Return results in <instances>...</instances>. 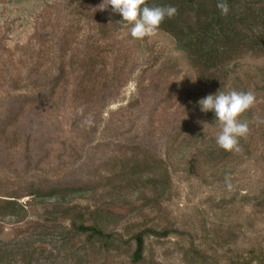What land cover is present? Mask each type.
Returning a JSON list of instances; mask_svg holds the SVG:
<instances>
[{"label": "rangeland", "instance_id": "374dc122", "mask_svg": "<svg viewBox=\"0 0 264 264\" xmlns=\"http://www.w3.org/2000/svg\"><path fill=\"white\" fill-rule=\"evenodd\" d=\"M102 2L96 0V5ZM70 4L71 0H0V68L13 71L16 63L14 72L25 73L33 65L78 72L87 68L89 55L100 52L94 63L101 73L97 80L116 77L113 94L99 109L95 131L87 133L90 125H79L87 121L91 102L84 103L87 94L73 98L72 89L79 82L78 74H70L65 95L45 100L38 125L44 131L33 133L30 165L26 166L23 139L4 156L0 195L43 178L63 186L78 180L91 189L35 198L19 190L16 200L24 209L0 218V249L11 251L16 259L21 251L32 252L31 264H73L83 252L87 264H132L133 241L108 252L98 243L91 246L84 236L68 244L61 241L60 227H69V221L61 216L62 208L54 207L59 202L96 210L101 217L88 212L87 223L96 219L124 240L142 229L167 228L165 237L145 238L144 261L138 264H227L234 256L259 264L264 260V203L255 196L264 187L262 140L251 154L228 163L204 161L197 150L209 136L215 138L219 125L212 112L200 110L198 101L213 93L199 82L173 38L158 30L136 40L130 28L102 36L100 24L89 15L93 9L78 13ZM33 50H42L40 61L30 57ZM229 68L234 72L227 86L231 88L238 76L246 91L254 93L253 107L259 111L264 57L246 55ZM145 150L163 169L139 170L123 178L109 172L107 165L115 155Z\"/></svg>", "mask_w": 264, "mask_h": 264}, {"label": "trees", "instance_id": "16d2710c", "mask_svg": "<svg viewBox=\"0 0 264 264\" xmlns=\"http://www.w3.org/2000/svg\"><path fill=\"white\" fill-rule=\"evenodd\" d=\"M227 2L229 12L227 15H221L216 7L217 0H146L149 6L171 5L177 9V13L172 18H165L158 30L164 31L173 38L177 48L185 53L189 63L195 69L199 82L208 87L213 94L219 89L225 92L230 90L246 91V87H243L238 76L233 77L231 88L227 86L229 74L234 72L229 67L236 66L237 62L246 55L264 57V0H227ZM70 6H73L75 10L78 9V13L85 9H93L89 15L100 24L101 31L99 32L102 36L113 30L126 28L120 23L122 17L119 13H114L111 6L103 11L98 10L96 0H71ZM41 54L42 50H33L30 57H36L38 62L41 60ZM100 57V52L89 55L85 61L87 68L83 67L78 72H68L63 66L57 67L56 71L52 72L33 65L28 67L25 73H22L20 70L14 72L17 67L14 62L13 71H8L4 66H1L0 165L4 166V156L17 146L21 139H23L24 157L28 160L26 166L30 165L31 155L29 152L33 133L36 130L44 131L38 128V125L41 122V114L45 110V100L53 95L59 100L65 95L66 81L70 74H78L75 77L79 84H76L75 89H72L75 94L73 98L80 100L83 95L87 94L84 103L91 102V108L86 113L87 121L82 122L79 126L89 124L90 128L86 132L93 133L95 131L99 109L112 96V85L116 79L113 77L97 80L101 73L96 72L94 63ZM5 72L6 74H4ZM260 80L264 82V73ZM61 81L63 84L59 87ZM58 87L62 91H58ZM261 89L264 90V86ZM260 98L263 101L257 103L259 111L252 106L239 116L241 121L248 123L249 131L245 137L239 139L238 151H225L219 148L215 143V138L209 136L203 143L204 147L197 150V154L204 155V161L216 165L225 164L240 156L251 154L256 148L258 139L262 140L264 148V95ZM54 104L57 105V102L55 101ZM39 133L43 134V132ZM44 143L42 141L41 144L44 145ZM146 152L147 150L143 153L135 151L128 155L122 151L119 157L115 155L116 157L111 158L107 165L110 168L109 172L113 176L123 178L131 176L139 170L145 169L150 173H155L156 168L159 171L163 169L161 165L156 164L155 166V160ZM37 162L38 160L35 163L37 164ZM61 183L48 178L37 179L22 189L14 191L11 195H0L10 198H0V218L14 215L24 209L16 200L20 195L19 190H23L26 196L35 198L53 194L64 197L69 193L91 189L88 184L78 183V180L73 181L69 186H63ZM88 183L92 184L93 182ZM257 196L255 198L259 204H263L264 187L258 190ZM33 201V204L40 202ZM53 205L58 210L62 208L61 216L69 221V227H60L59 238L65 244L76 237L84 236L88 244L94 246L98 243V248L108 252L110 249L120 248L121 245L129 246L130 241H133L134 245L130 254L132 264L144 261L145 238L147 236L165 237L170 232L167 228L162 230L142 229L124 240L122 234L105 230L96 219L87 223L91 219L87 215L89 213L101 217L100 213H96V210L88 211L76 203L62 205L56 202ZM31 254L33 253L21 251V256L16 259L11 251L5 254L0 249V264L17 262L31 264ZM240 257H229L227 264H247L245 259ZM86 261V255L83 252L77 258V262L73 264H87ZM263 262L264 260L261 259L259 264H264Z\"/></svg>", "mask_w": 264, "mask_h": 264}, {"label": "clouds", "instance_id": "9594fccd", "mask_svg": "<svg viewBox=\"0 0 264 264\" xmlns=\"http://www.w3.org/2000/svg\"><path fill=\"white\" fill-rule=\"evenodd\" d=\"M109 6L114 13L122 17L120 22L130 28V35L136 40L154 36L165 18H172L177 9L171 5L149 6L146 0H103L98 10H106ZM216 7L221 15H227L229 6L227 0H217ZM255 95L251 91H221L209 94L200 99L198 104L204 113L212 112L214 120L219 125L215 135L216 145L225 151H238V141L249 131L246 121L239 116L255 103ZM225 184L231 187L229 177L225 176Z\"/></svg>", "mask_w": 264, "mask_h": 264}]
</instances>
